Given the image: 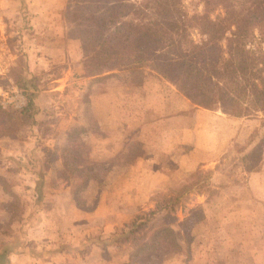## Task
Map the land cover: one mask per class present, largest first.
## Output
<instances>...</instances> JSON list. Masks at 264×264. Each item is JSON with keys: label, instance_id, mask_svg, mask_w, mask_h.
I'll use <instances>...</instances> for the list:
<instances>
[{"label": "rangeland", "instance_id": "obj_1", "mask_svg": "<svg viewBox=\"0 0 264 264\" xmlns=\"http://www.w3.org/2000/svg\"><path fill=\"white\" fill-rule=\"evenodd\" d=\"M22 3L0 0V104L5 106L18 102L12 93L14 86L27 89L31 82L34 91L41 90L52 81L45 82L47 77L43 73L62 76L64 65H40L27 55L34 43L28 26L33 13ZM183 5L189 16L202 12L199 0H184ZM82 7L81 12L85 13ZM221 11L217 8L210 16L213 18ZM75 12L73 4L66 0L60 14L56 13L68 37L87 29L81 21L72 19ZM190 35L195 41L200 38L193 28ZM257 44L264 48L262 43ZM92 79L82 89L75 84L65 92L41 99L37 93L25 92L26 103L31 94L32 102H38L43 110L34 105L26 122L3 127L0 250L12 243L19 247L30 241L28 232L38 218L30 216L39 213V206L33 203L32 207L31 203L42 192L27 188L29 184L77 183L72 195L74 205L68 207L91 210L103 189L125 179L130 166L146 163L154 171L152 175H157L158 183H154L158 185L132 219L153 210L155 202L173 196L184 184L192 187L177 201H171L173 211L169 210L171 205L166 209L170 215L165 211L159 214L175 226L181 247L175 250L173 244L164 245L147 252L138 264H264V114L236 117L197 107L149 68L135 74L120 71L116 80L95 83ZM146 80L151 93L160 91V97L155 99L150 94L144 102L134 101L137 94L141 98L140 87ZM123 93L129 95L124 98ZM55 105L54 110L51 107ZM67 108L78 117L73 123H66ZM109 115L118 121H110ZM143 121L150 125L144 135L138 133ZM111 132L122 134L121 149L93 152L99 141L93 137L101 138ZM141 142L148 148L142 149ZM196 173L194 180L190 176ZM139 175L144 177L140 172L133 174ZM26 214L31 215L25 219ZM132 219L117 228L105 244L106 259V247L110 245V254L115 253L120 261L127 256L128 264L130 242L121 233L128 229Z\"/></svg>", "mask_w": 264, "mask_h": 264}, {"label": "trees", "instance_id": "obj_2", "mask_svg": "<svg viewBox=\"0 0 264 264\" xmlns=\"http://www.w3.org/2000/svg\"><path fill=\"white\" fill-rule=\"evenodd\" d=\"M183 2L69 0L76 10L72 19L87 28L76 36L83 76L96 83L117 79L113 71L135 74L149 68L197 107L236 117L264 114V48L257 44L264 45V0H199L202 12L190 16ZM217 8L222 11L212 18ZM191 28L197 30L198 41L192 39ZM33 107L31 94L20 109L0 104V136L10 123L26 122ZM190 177L195 180L197 173ZM190 187L184 184L173 196L155 202L153 210L132 219L121 233L130 242L128 264H138L147 252L164 245L181 247L175 226L159 214L170 215L171 201ZM9 193L15 191L9 188Z\"/></svg>", "mask_w": 264, "mask_h": 264}, {"label": "crops", "instance_id": "obj_3", "mask_svg": "<svg viewBox=\"0 0 264 264\" xmlns=\"http://www.w3.org/2000/svg\"><path fill=\"white\" fill-rule=\"evenodd\" d=\"M21 1L24 5L26 3L29 11L33 13L32 21L28 26L31 28V33L33 32L31 41L34 43L31 44V52L27 55L40 65L53 66L59 63H64V65L62 76H51L50 72L43 73V77H47L43 79L45 82L52 81H50L51 83L47 82L49 85L46 83V86L41 90L34 91L31 80L29 81L31 87L26 86L27 89L14 86L12 93L17 97L18 102H14L13 106L17 109L26 105V100L23 97L25 92H27L26 94L37 93L41 99L48 94L65 92L70 89L71 85L75 84H79L82 89V85L91 79L83 77L79 39L76 36L68 37L62 24L56 18V13L60 14L66 0H55V3L53 0ZM44 66L40 68L43 69ZM113 72L118 75L120 71ZM51 77H56V79H51ZM67 82L69 83L67 84ZM148 83V80L143 81L139 93L141 98H137V94L134 101L142 100L144 102L150 94L155 99L160 97V91L151 93ZM118 95L121 96L120 93ZM128 95L129 93H123L124 98ZM34 105L43 110L38 102H35ZM77 107H79V111L83 109L80 104ZM51 108L55 110L56 105ZM66 112L69 114L67 115ZM66 112V123L75 122L78 117L74 116V110L67 108ZM108 117L110 121H118L112 115ZM99 125H102V122ZM139 126L138 133L142 135L150 127L149 123L144 121ZM108 135L104 134L101 138L93 137L95 141L99 139L94 145L95 148L93 147V152H108L107 148L110 150L121 149L122 134L111 132ZM140 146L142 149L148 148L142 142ZM129 172V175H125V179L111 183L103 189L91 210H86L84 207L71 208L75 202L72 195L77 183L64 182L51 185V182L46 181V183L29 184L27 188L35 189L39 193L42 192V195L37 194L31 203V206L33 203V206H39L37 208L39 213L26 214L25 216V219L28 215H31L30 219L36 215L38 217L35 221L33 219L34 223L28 232L27 238L30 241L29 243L25 241V244H21L19 247L13 243L9 246L6 245L0 250V253L5 254H3L0 264H126L127 256H123L120 261L115 253L110 254L112 251L109 248L110 245L106 247L109 256V259H106L103 254L105 244L110 241L115 231L128 224L139 206L145 205L149 201L151 190L158 185L154 183L157 182V175H152L154 171H150L146 163H141L136 167L130 166ZM138 172L144 177L133 176L134 173ZM144 178L147 179L144 180ZM177 255L181 256L180 254Z\"/></svg>", "mask_w": 264, "mask_h": 264}]
</instances>
